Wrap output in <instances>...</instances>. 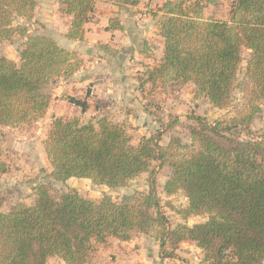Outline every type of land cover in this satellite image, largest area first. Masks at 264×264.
Returning <instances> with one entry per match:
<instances>
[{
    "label": "trees",
    "instance_id": "obj_1",
    "mask_svg": "<svg viewBox=\"0 0 264 264\" xmlns=\"http://www.w3.org/2000/svg\"><path fill=\"white\" fill-rule=\"evenodd\" d=\"M58 3L70 18L66 38L83 41L96 0ZM215 4L216 0L188 4L174 0L164 5L157 21L164 55L146 83H191L197 97L226 109L247 50L245 81L254 100L264 105V0H234L228 20L207 14V7ZM35 8L36 0H0V47L12 38L15 20L31 19ZM122 29L121 22L112 19L107 31ZM23 35L19 66L0 53V128L44 117L51 100L45 88L76 73L82 62L52 37ZM69 101L87 112V100ZM260 113L259 104L239 120L212 124L191 115L190 151L178 157L171 144L162 148L153 138L144 137L133 146L124 124L108 117L87 124L59 117L44 144L51 177L57 182L88 179L95 185L123 188L149 173L153 162L167 164L171 176L166 193L185 195L186 218L208 217L205 223L180 225L167 234L172 251L181 243L194 242L204 251L199 264H264V141L241 138L239 130H249ZM0 173H5L1 162ZM2 204L0 200V264H48L54 257L62 264H91L94 244L105 246L110 238L129 242L168 224L153 189L116 203L110 197L91 201L74 190L55 199L41 187L33 206L17 204L4 213ZM165 246L162 239L163 251ZM172 257L170 252L162 254L164 259Z\"/></svg>",
    "mask_w": 264,
    "mask_h": 264
},
{
    "label": "rangeland",
    "instance_id": "obj_2",
    "mask_svg": "<svg viewBox=\"0 0 264 264\" xmlns=\"http://www.w3.org/2000/svg\"><path fill=\"white\" fill-rule=\"evenodd\" d=\"M179 1L188 4L195 0ZM233 1L216 0V4L209 5L206 12L208 15L217 16L220 20L229 19ZM61 14V10H58V0H36L35 12L31 19L21 17L15 20L12 38L3 42L0 47L1 56L19 66L20 54L26 41L23 34L52 37L58 43V34H62L67 22V16ZM107 53L116 55L111 51ZM148 56L152 59L153 54ZM248 59L249 52L244 50L238 85L232 93V102L226 109H216L204 97H197L194 93V85L191 83L170 84L158 81L155 84L148 83L145 86L147 89L144 90V85L147 84L150 73L155 67L149 69L148 66H144L145 68L142 67L140 70L134 68L130 76H133L138 86L143 87L139 98L142 99L144 114H140L143 115L142 118L138 115V118L133 117L131 121L123 120L124 123L119 124H124L126 127L133 146H137L144 137L153 138L162 148H167L171 144V151L175 157H178L190 151L188 149L191 147V140L187 126L193 123L190 119L191 115L202 116L210 124L216 121L232 122L234 119L239 120L242 116H246L245 114L250 113L254 106L260 104L261 113L256 115L250 129L247 131L238 129L241 138L264 141V105L254 100L251 89L245 81ZM156 62L154 58L153 65ZM83 66L84 62H81L76 73L80 72ZM84 70L87 71L86 68ZM58 87L57 78L45 88L51 100L44 117L17 127L0 128L2 147L0 162L5 170V173H0L2 212L7 213L17 204L33 206L41 187L47 188L55 199L67 191L74 190L81 197L91 201L100 202L104 197H110L116 203L122 202L126 196L147 195L153 189L159 201V212L168 220L167 226H156L147 235H135L125 244L118 243L117 239L113 238H110L105 246L94 244L91 264H199L204 259V251L198 248L196 243L184 242L172 251L167 234L180 225L192 226L205 223L208 217L186 218L184 211L188 206V200L185 195L182 192L171 195L166 193L165 186L171 176V169L167 164L153 162L149 173L140 175L123 188L95 185L88 179L57 182L51 177L52 166L46 156L44 144L58 114L68 119L76 118L81 124L96 123L99 118L105 116L103 109L93 101V90L89 86L83 89L70 87L64 92H58ZM70 98L90 101L89 111L85 114L81 113L80 108L71 105ZM106 117L110 119L109 116ZM258 125L262 129L256 130ZM152 214L156 216L157 211L153 210ZM162 239L166 242L165 251L161 248ZM110 249L112 253H109ZM164 252H170L173 257L162 258ZM48 264H62V262L54 257Z\"/></svg>",
    "mask_w": 264,
    "mask_h": 264
},
{
    "label": "crops",
    "instance_id": "obj_3",
    "mask_svg": "<svg viewBox=\"0 0 264 264\" xmlns=\"http://www.w3.org/2000/svg\"><path fill=\"white\" fill-rule=\"evenodd\" d=\"M168 1L174 0H96L94 11L84 27L83 41L66 38L70 25V18L67 17L64 31L58 34V45L77 53L84 66L81 67L80 72L68 79L58 78V92H64L70 87L83 89L89 86L93 90V101L103 109L105 114L103 117L109 116L115 123H124L123 120L131 121L133 117L138 118V115L142 118L143 115L140 114H144L143 104L139 97L142 95L143 87L138 86L130 75L134 68L140 70L148 66L149 69H153L161 63L164 55V39L158 31L157 21L163 16L162 9ZM58 10H60L59 3ZM112 19H118L123 29L107 31ZM100 45L109 46L116 55H109L108 51L100 48ZM151 54H153L152 59L148 56ZM154 58L157 62L153 65ZM146 85L148 83L144 85V90L147 89ZM87 103L88 112L90 101ZM58 108L60 109V106ZM59 117L62 115L58 114ZM257 129L260 130L262 127L258 125ZM111 250L109 253H112Z\"/></svg>",
    "mask_w": 264,
    "mask_h": 264
}]
</instances>
